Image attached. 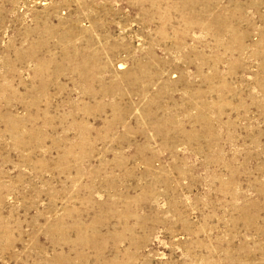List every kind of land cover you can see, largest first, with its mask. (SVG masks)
<instances>
[{
	"label": "rangeland",
	"instance_id": "374dc122",
	"mask_svg": "<svg viewBox=\"0 0 264 264\" xmlns=\"http://www.w3.org/2000/svg\"><path fill=\"white\" fill-rule=\"evenodd\" d=\"M0 264H264V0H0Z\"/></svg>",
	"mask_w": 264,
	"mask_h": 264
}]
</instances>
